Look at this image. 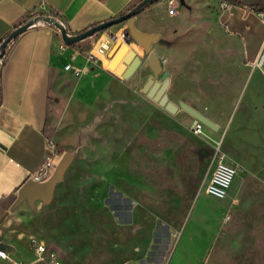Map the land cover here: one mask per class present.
Here are the masks:
<instances>
[{"label":"rangeland","instance_id":"obj_1","mask_svg":"<svg viewBox=\"0 0 264 264\" xmlns=\"http://www.w3.org/2000/svg\"><path fill=\"white\" fill-rule=\"evenodd\" d=\"M161 1L159 11L148 13L149 3L137 16L155 20L145 31L159 34L151 48L177 109L142 90L161 73L153 76L134 38L124 43L109 67L129 47L142 61L115 113L64 151L71 157L49 200L14 199L9 218L28 225L60 264H264V76L220 26L211 0H175L173 15ZM180 101L218 127L195 133ZM218 149L235 168L221 198L205 189Z\"/></svg>","mask_w":264,"mask_h":264},{"label":"crops","instance_id":"obj_2","mask_svg":"<svg viewBox=\"0 0 264 264\" xmlns=\"http://www.w3.org/2000/svg\"><path fill=\"white\" fill-rule=\"evenodd\" d=\"M138 1L0 0V43L32 10L53 11L71 32L77 33L123 13ZM162 4L157 0L145 8L148 13L159 11ZM211 6L220 26L237 40L249 64L264 44V11L230 1L222 7L221 0H211ZM137 15L136 28L150 31L146 27L155 20L147 18L142 24ZM120 24L123 21L64 49L50 24L26 28L6 44L0 56V241L11 244L14 250L0 256V264H14V260L50 264L37 260L31 242L35 233L26 224L15 225L9 218V208L22 184L31 179L30 172L53 154L49 140L56 144L57 163L61 152L91 140L115 113L116 97L123 92L125 78L106 61L114 58L124 42L116 39L107 50L101 49L100 43L107 39L108 32L118 31ZM75 47L80 51L72 58ZM89 49L97 57L87 62L82 51ZM119 62L122 58L117 65ZM65 63L71 68L65 69ZM75 67L80 68L79 74L74 73Z\"/></svg>","mask_w":264,"mask_h":264},{"label":"water","instance_id":"obj_3","mask_svg":"<svg viewBox=\"0 0 264 264\" xmlns=\"http://www.w3.org/2000/svg\"><path fill=\"white\" fill-rule=\"evenodd\" d=\"M153 1L157 0H139L135 5H133L130 9L126 12L119 14L113 18L104 20L97 24H93L92 26L74 33L70 36L66 34V29L54 18L49 16H42L39 15L37 18L45 19L48 22L54 24L60 29L61 37L68 43H74L78 40H81L91 34H94L106 27L121 22L127 19L128 29L132 35V37L141 44L145 51L147 52V63L153 71V76L157 77L159 73L161 82L158 80H153L151 77L146 80L144 83L142 90H144L148 95L152 96L155 100H157L161 105H163L166 109L170 111H175L177 109V105L168 99V96L165 92V88L168 85V72L162 71L161 59L151 48V42L158 38V33H151L148 31L138 30L134 25V15L138 13L141 9H143L147 4L152 3ZM36 18V17H35ZM35 18L30 19L29 21L19 24L13 30L9 32V34L2 40L0 43V56L4 53L6 44L8 41L13 38L16 34L20 33L21 31L25 30L28 24L33 21ZM123 45L121 46V48ZM120 48V49H121ZM116 53V55L120 52ZM124 51V50H123ZM119 54V58H122V62H119L117 66H115V71L120 73L122 77L128 78L133 72L137 69L140 65L142 58L133 48L125 49V52ZM115 55V56H116ZM114 56V57H115ZM180 106L191 113L195 118L199 119L203 123L207 124L212 128H217L218 125L211 120L208 116L194 108L193 106L189 105L184 101H180ZM71 154L70 152H64V154L60 157L58 162L56 163L53 171L51 174L42 181H35L29 179L25 181L22 186L18 190V194L15 197V202H19L21 200H27L28 202H33L36 199L47 201L51 198L53 189L56 183L62 177L68 163L70 160ZM0 249L4 252L8 253L9 251H13L14 248L11 244L0 241Z\"/></svg>","mask_w":264,"mask_h":264},{"label":"built area","instance_id":"obj_4","mask_svg":"<svg viewBox=\"0 0 264 264\" xmlns=\"http://www.w3.org/2000/svg\"><path fill=\"white\" fill-rule=\"evenodd\" d=\"M167 3H168L167 12L169 14H174L176 11L175 0H167ZM227 4H228V1L221 0L222 7L227 6ZM39 15L54 17L66 29V34L68 36L76 33V32H71L69 30L65 20L61 16L56 15L53 11L48 10V9L30 11L28 15L23 19L21 24L36 17L33 21H31L28 24L27 28L42 25V24H50L54 27V29L60 36V47L62 49L71 47L73 45V43H68L61 37L60 29L57 26L48 22L45 19L37 18V16ZM263 21H264V18H263ZM132 38L133 37L128 28L126 27L120 28L118 31L108 32L107 39L101 41L100 47L103 50H107L111 42H113L116 39H120L122 42L128 43L132 40ZM78 51H80V49L75 47L73 52H71L70 56L73 58ZM82 53L85 58V61L88 62V61L96 60V57H97L96 54L90 49L83 50ZM249 65L251 66V68H258L259 70H261V72L264 75V44L262 45L261 49L258 51L255 58L249 62ZM64 68L65 69L71 68L70 63H65ZM73 69H74L75 74H79L80 72L79 67H75ZM203 126H204V123L202 121H200L197 118L194 119L192 129L195 133H200L203 129ZM48 145L52 148L53 154L51 153L50 155H47L44 161L35 170L30 172L29 174V177L35 181H42L45 178H47L51 174V172L53 171L56 165V161L54 160V153L57 152L56 144L53 140H49ZM234 172H235V168L225 161L223 152H220V150L218 149L216 151L213 164L209 171V176H208V180H207L206 187H205L206 192L214 197H218V198L223 197L226 193L227 187L229 186L231 182ZM31 242L34 247L37 260L47 261L50 264H60L58 255L56 254L54 250L48 248L45 241L37 237H33ZM6 255L7 254L4 251L0 250L1 257H6ZM13 263L14 264H30L22 260H14Z\"/></svg>","mask_w":264,"mask_h":264},{"label":"trees","instance_id":"obj_5","mask_svg":"<svg viewBox=\"0 0 264 264\" xmlns=\"http://www.w3.org/2000/svg\"><path fill=\"white\" fill-rule=\"evenodd\" d=\"M226 1H230L233 3H246L256 11H264V0H226ZM126 11H124V12H126Z\"/></svg>","mask_w":264,"mask_h":264}]
</instances>
